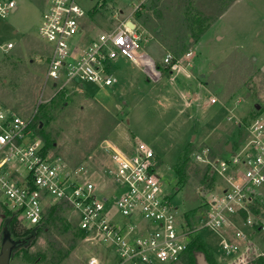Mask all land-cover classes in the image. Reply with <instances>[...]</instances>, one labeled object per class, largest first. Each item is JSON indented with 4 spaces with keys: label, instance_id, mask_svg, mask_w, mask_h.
<instances>
[{
    "label": "rangeland",
    "instance_id": "rangeland-1",
    "mask_svg": "<svg viewBox=\"0 0 264 264\" xmlns=\"http://www.w3.org/2000/svg\"><path fill=\"white\" fill-rule=\"evenodd\" d=\"M14 1L15 8L0 18V104L24 118L33 117L31 131L41 144L39 128L54 142L45 151L60 156L71 167L85 163L93 172L100 171L109 164L113 146L125 149L135 140L145 142L156 155L157 173L176 213L184 219L187 213L196 227L193 234L211 247V264H242L234 254L220 252L219 234L201 229V225L208 201L219 191L223 178L213 160L230 157L225 150L228 144L231 151L243 148V123L258 111L254 104L264 108V0H232L183 52L179 45H172L175 33L171 29L180 19L165 4L173 7L175 0H156L150 10L152 0H145L137 9H133L136 0H75L84 12L82 41L112 30L129 14L139 24L134 31L139 34L140 52L155 61L170 52L181 66L152 80L141 66L118 58L109 70L115 77L111 85L82 82V87L68 89L53 87L44 78L50 44L39 37L37 28L51 0ZM200 3L208 0H198ZM207 8L215 11L211 4ZM133 10L141 12L147 27L132 15ZM9 42L13 45L6 48ZM189 50L192 55L187 57ZM204 147L210 149V155L195 160L194 152ZM185 156L184 181L179 182L173 165ZM96 182L101 184V178ZM257 193L249 214L234 216V227L223 229L226 235L223 230L220 233L231 237L239 229L246 236L244 247L264 251V187ZM61 205L62 219L39 230L28 245L14 252L9 264H53V256L59 259L57 264H111L113 254L86 234L79 235L75 214L67 204ZM6 209L0 192V215ZM247 217L253 221L251 225L245 223ZM63 222L69 224V230H64ZM260 226L262 229H256ZM48 237L60 243L66 256L49 247Z\"/></svg>",
    "mask_w": 264,
    "mask_h": 264
},
{
    "label": "built area",
    "instance_id": "built-area-1",
    "mask_svg": "<svg viewBox=\"0 0 264 264\" xmlns=\"http://www.w3.org/2000/svg\"><path fill=\"white\" fill-rule=\"evenodd\" d=\"M144 1L136 0L133 9ZM14 8V0H0V18ZM83 13L75 0H51L42 12L38 35L50 44L44 78L53 87L68 89L82 86V82L109 86L115 81L109 71L111 62L119 56L141 66L152 80H158L165 67L172 71L181 66L170 52H165L161 61L140 52L139 34L125 22L79 47ZM12 45L9 42L6 48ZM191 55L190 50L185 54ZM263 114L250 117L244 124L246 140L241 150L228 152L229 158L213 160V167L223 178L219 191L208 201L201 225V229L219 234L220 252L234 254L242 264L252 254L264 258V251H252L247 244L244 247L246 236L241 230L234 229L233 235L226 237L223 229L234 227V216L249 214L257 191L264 187ZM32 122L33 117L24 118L0 104V192L24 225L40 224L47 208L63 203L75 214L76 229L113 254L111 264L181 261L196 227L191 228L176 213L148 144L135 140L125 149L113 146L109 164L93 172L85 163L71 167L60 156L43 152L40 139L31 131ZM210 153L204 147L195 151L193 158L202 160ZM98 178L101 184L96 182ZM245 223L251 225L253 221L247 217Z\"/></svg>",
    "mask_w": 264,
    "mask_h": 264
},
{
    "label": "trees",
    "instance_id": "trees-1",
    "mask_svg": "<svg viewBox=\"0 0 264 264\" xmlns=\"http://www.w3.org/2000/svg\"><path fill=\"white\" fill-rule=\"evenodd\" d=\"M201 1H204V0H201ZM155 2L156 0H152V3L149 5L148 10H150L151 8H154ZM231 2L232 0H212V2H209L208 0V3L206 4L204 3L198 4V0H175L174 3L172 4L173 7H170L169 4L165 2L166 6L173 9L175 15L180 19L178 20L177 27L175 29H171L172 33H175L173 36L172 45H179L178 47L179 51L183 52V50H185V48H187L190 44L189 39L192 38L193 41L198 40L206 32L207 28L212 23V21L217 19L219 15H221L224 12L225 9L231 4ZM209 4L215 7V11L208 10L207 6ZM141 7H143V5H141L140 8ZM133 13L132 15H136L139 22H142L144 26L147 25V21H144V19H140L141 12H139V10L134 11ZM146 20H147V17H146ZM149 20H150V16H149L148 21ZM158 29H159L158 26L154 28L155 31ZM175 58H177V56H174V59ZM164 69L167 70V67H165ZM256 104H254V108ZM257 110L258 111L253 116L258 115L259 113L264 111V108L260 109L259 107V109ZM246 122H244L243 125ZM38 131H39L38 133L42 141V144H41L42 150L43 152H46L45 150L48 148H51L54 142L50 140L49 136L42 130V128H39ZM187 160H188V156H185L184 158L180 157L178 161L173 165L175 176L177 177L179 182L184 181L183 170H184V166ZM61 208H62L61 203L50 206L49 208H47L46 214L43 218L44 222H41L40 224H35L30 227H26L25 225L22 224L18 212L10 211L7 209L3 210V214L0 215L1 216L0 239H1V233L3 229L7 228L10 234L12 235V237L14 238H25L26 237L28 238L29 241H32L35 235L37 234V232L41 230L42 228H44L47 224L53 223L54 221L58 219H62L60 216ZM185 217H186L188 225L191 226V228H193L187 213L185 214ZM63 228L65 231L69 230L70 229L69 224H66L65 222H63ZM256 229H260V227H257ZM77 231L79 235L84 236L85 233L83 231L79 229ZM47 241H48L49 247L55 250L62 257L66 256L67 251L66 252L65 250L62 251L60 243L57 242L54 238L48 237ZM72 242L73 240H71L70 244ZM26 245H23L21 247H25ZM18 249L19 248H17L16 250ZM212 256H213V253H212L211 247L207 245L197 234L196 235L191 234L189 244H188V249L183 255L181 260H183L185 264H198V258L202 257L208 264H211ZM58 261L59 259L55 258L54 256L51 258V262L53 264H57ZM246 264H264V258L255 257V255L252 254L248 257V261L246 262Z\"/></svg>",
    "mask_w": 264,
    "mask_h": 264
},
{
    "label": "water",
    "instance_id": "water-1",
    "mask_svg": "<svg viewBox=\"0 0 264 264\" xmlns=\"http://www.w3.org/2000/svg\"><path fill=\"white\" fill-rule=\"evenodd\" d=\"M125 25L129 27L130 29H134V23L131 19H127L125 22ZM192 38L189 39L191 41ZM259 104L255 105L256 109H259ZM41 126V123L39 124V127ZM227 152H231L230 145L228 144L225 148ZM30 241L28 238H14L10 234L9 230L7 228H4L1 233V239H0V264H9L14 251L17 248H20L23 245L28 244ZM198 264H208L202 257L198 258Z\"/></svg>",
    "mask_w": 264,
    "mask_h": 264
},
{
    "label": "crops",
    "instance_id": "crops-1",
    "mask_svg": "<svg viewBox=\"0 0 264 264\" xmlns=\"http://www.w3.org/2000/svg\"><path fill=\"white\" fill-rule=\"evenodd\" d=\"M131 12H132V10H131ZM132 18V17H131ZM127 19H130V17H129V14L123 19V20H121V22H126V20ZM132 20V22L134 23V29H136V27H137V22L136 21H134L133 19H131ZM120 22V23H121ZM120 23H118L112 30H114ZM109 31H111V30H109ZM100 32H102V31H100ZM99 32V33H100ZM81 34H83V32L81 31V33H80V35ZM89 36V35H88ZM97 36V35H96ZM96 36H93V37H96ZM90 36L89 37H87L86 39H84V41H82L81 39H80V37L78 36L77 37V42H78V45H79V47H83V46H85L89 41H90ZM118 58H125V57H122V56H119V57H117L116 59H118ZM115 59V60H116ZM125 59H127V58H125ZM127 60H129V59H127ZM114 61V60H113ZM112 61V62H113ZM130 61V60H129ZM112 62H111V65H112ZM132 62V61H131ZM134 63V62H133ZM163 71H165V72H169V73H171L172 71H168V70H165V69H163ZM82 86H83V84H82ZM82 86H80V87H82ZM261 229V228H260ZM228 233V232H227Z\"/></svg>",
    "mask_w": 264,
    "mask_h": 264
}]
</instances>
